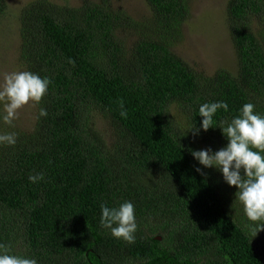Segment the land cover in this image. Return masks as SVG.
Masks as SVG:
<instances>
[{"label":"trees","instance_id":"16d2710c","mask_svg":"<svg viewBox=\"0 0 264 264\" xmlns=\"http://www.w3.org/2000/svg\"><path fill=\"white\" fill-rule=\"evenodd\" d=\"M144 1L145 22L109 0H30L21 9L18 62L51 84L31 130L0 121V133L17 134L14 146L0 145V243L38 264H264L242 207L226 206L239 204L236 188L189 151L224 146L221 129L182 136L199 128L205 102L229 105L214 126L247 102L264 114V0L227 1L236 69L211 75L171 49L187 0ZM6 7L0 0V15ZM124 27L138 31L131 46L119 35ZM97 113L112 129L111 145L96 129ZM37 173L44 179L31 183ZM125 200L135 205L133 244L99 223L102 202Z\"/></svg>","mask_w":264,"mask_h":264},{"label":"clouds","instance_id":"9594fccd","mask_svg":"<svg viewBox=\"0 0 264 264\" xmlns=\"http://www.w3.org/2000/svg\"><path fill=\"white\" fill-rule=\"evenodd\" d=\"M50 84L49 77L31 71L5 73L0 80V121L12 126L19 110L30 102L39 104ZM255 108L251 102L244 103L230 121L220 120L214 126V116L221 109L228 112V103L223 100L202 103L198 108V115L202 117L199 128H187L182 135H186L187 130H193L195 136L200 130L207 131L211 127L221 129L227 141L224 146L215 151L211 147L189 151L200 165L216 169L225 183L236 188L235 200L242 207L247 221L245 231L250 240L264 231V114L256 112ZM47 115V109L41 108L39 116ZM121 115L126 113L121 112ZM16 142L15 132L0 133V145L14 146ZM196 171L203 174L199 167ZM28 179L37 183L44 179V174L29 175ZM100 210L101 228L117 240L135 243L138 224L133 202L125 200L111 207L102 202ZM0 264H38V261L13 254L9 245L0 243Z\"/></svg>","mask_w":264,"mask_h":264},{"label":"rangeland","instance_id":"374dc122","mask_svg":"<svg viewBox=\"0 0 264 264\" xmlns=\"http://www.w3.org/2000/svg\"><path fill=\"white\" fill-rule=\"evenodd\" d=\"M30 0H5L6 10L0 15V80L5 73L24 71L18 62L19 56V14ZM57 4L68 3L78 6L81 0H51ZM98 1V0H94ZM113 9H122L134 20L145 22L151 17V11L144 0H109ZM228 0H187L188 15L181 25V36L171 49L183 58L195 70L207 75L217 69L230 71L236 69L235 52L229 39L226 24V4ZM120 33V32H119ZM118 33V34H119ZM122 34V35H121ZM127 46L137 40L138 31L124 27L119 34ZM2 107V105H1ZM95 126L103 135L107 144H113L112 129L104 123L97 113ZM36 122L35 103H29L19 110L18 118L11 128L29 131ZM230 212L238 207L234 201L225 202ZM252 241L258 251L264 254V236L258 233Z\"/></svg>","mask_w":264,"mask_h":264}]
</instances>
